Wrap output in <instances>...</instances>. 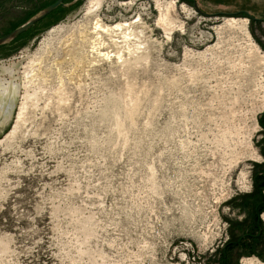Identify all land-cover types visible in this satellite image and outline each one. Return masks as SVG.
<instances>
[{
    "label": "rangeland",
    "instance_id": "374dc122",
    "mask_svg": "<svg viewBox=\"0 0 264 264\" xmlns=\"http://www.w3.org/2000/svg\"><path fill=\"white\" fill-rule=\"evenodd\" d=\"M53 1L0 0V36ZM192 1L76 0L0 46V264H264L228 243L260 197L264 0ZM97 21L130 23L107 58Z\"/></svg>",
    "mask_w": 264,
    "mask_h": 264
},
{
    "label": "flooded vegetation",
    "instance_id": "af4514ba",
    "mask_svg": "<svg viewBox=\"0 0 264 264\" xmlns=\"http://www.w3.org/2000/svg\"><path fill=\"white\" fill-rule=\"evenodd\" d=\"M61 8V6L57 7L55 10H53L50 14H48L46 17L41 19L39 22H42L45 18H47L49 15H51L53 12H55L57 9ZM260 122V129H261V161L256 165L257 170L253 177V189L252 193L255 195L256 193H260V197L255 201L253 205V216L255 219V226L252 224H249L250 227H248L247 231H244L242 234H240L235 241L231 240L228 243L239 245L244 244L247 241H253L251 244H257L255 242H258L262 239V236H264V114H262L259 118ZM251 213V215H252ZM251 223V221H249ZM255 227V228H254ZM264 242V241H260Z\"/></svg>",
    "mask_w": 264,
    "mask_h": 264
},
{
    "label": "bare ground",
    "instance_id": "6f19581e",
    "mask_svg": "<svg viewBox=\"0 0 264 264\" xmlns=\"http://www.w3.org/2000/svg\"><path fill=\"white\" fill-rule=\"evenodd\" d=\"M162 21V19H160ZM237 20L233 18L231 19L230 23H235ZM130 25V23H122V22H116L115 24H113L112 26H105L104 24H102L101 22L97 21L94 25V30H95V35H93V38L90 40V45H89V50L90 52L87 53V57L89 56V54L94 53V56H101V57H109L110 53L109 51H102V46H104V41H103V37L101 35L102 32H104L106 35H108L110 37V40L112 41L113 44L116 43L115 38H112L113 35H117L120 33H123L124 38H129L130 33H126V29L127 27ZM244 25V24H243ZM248 34V33H247ZM249 36V35H248ZM250 43V42H249ZM255 46V45H253ZM256 48V53L257 51V47L255 46L254 49ZM115 57L120 58V55L118 53V50L115 51ZM251 52V51H250ZM259 53V52H258ZM259 56V61H261L262 63H264V54H258ZM95 58V57H93ZM92 58V60L94 61V59ZM3 72H4V68H3ZM6 74L11 75L12 74V69L6 67ZM4 78L0 77V97L4 96L5 92L7 91L5 84H4ZM9 110V106H7V108H4V112L8 113ZM21 114V111L18 112V118ZM12 131V129L8 132V134H10V132ZM7 134V135H8Z\"/></svg>",
    "mask_w": 264,
    "mask_h": 264
},
{
    "label": "water",
    "instance_id": "95a60500",
    "mask_svg": "<svg viewBox=\"0 0 264 264\" xmlns=\"http://www.w3.org/2000/svg\"><path fill=\"white\" fill-rule=\"evenodd\" d=\"M76 0H70L68 2H65V0H55L52 3L46 5L45 7L39 9L37 12H35L32 16H30L27 20H25L20 25L16 26L11 31L7 32L6 34L0 36V46L10 43L12 40H14L17 36L20 34L26 32L28 29H30L34 24H36L38 21L46 17L48 14H50L53 10H55L59 6L68 7L75 3ZM192 7L196 12H198L201 15L208 16L210 14L202 11L199 9L197 3L195 0L192 1ZM264 114V111L259 112L256 115V119L259 120L260 116Z\"/></svg>",
    "mask_w": 264,
    "mask_h": 264
},
{
    "label": "trees",
    "instance_id": "16d2710c",
    "mask_svg": "<svg viewBox=\"0 0 264 264\" xmlns=\"http://www.w3.org/2000/svg\"><path fill=\"white\" fill-rule=\"evenodd\" d=\"M188 1H190V0H188ZM51 3H52V2H51ZM44 7H45V6H44ZM42 8H43V7H42ZM40 9H41V8H40ZM37 23H38V22H37ZM37 23H36V24H37ZM34 25H35V24H34ZM34 25H33V26H34ZM26 32H27V31H26ZM24 33H25V32H24ZM24 33H22V34H24ZM22 34H20L19 36H17L14 40H16V39H17L18 37H20ZM14 40H12V41H14ZM12 41H11V42H12ZM5 45H6V44H5Z\"/></svg>",
    "mask_w": 264,
    "mask_h": 264
}]
</instances>
